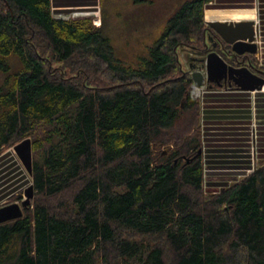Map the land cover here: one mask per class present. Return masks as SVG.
I'll list each match as a JSON object with an SVG mask.
<instances>
[{
  "label": "trees",
  "instance_id": "trees-1",
  "mask_svg": "<svg viewBox=\"0 0 264 264\" xmlns=\"http://www.w3.org/2000/svg\"><path fill=\"white\" fill-rule=\"evenodd\" d=\"M209 1L180 2L130 64L104 23L0 0V153L31 138L35 190L0 223V264H264V162L205 187L201 102L178 48L236 61L206 39Z\"/></svg>",
  "mask_w": 264,
  "mask_h": 264
},
{
  "label": "crops",
  "instance_id": "crops-1",
  "mask_svg": "<svg viewBox=\"0 0 264 264\" xmlns=\"http://www.w3.org/2000/svg\"><path fill=\"white\" fill-rule=\"evenodd\" d=\"M100 4L101 0H52V11L55 8L96 7ZM252 11L256 18L255 27L264 37V0H212L206 5L204 16L211 15L209 17L215 22H238L253 20ZM259 56L257 54L258 59ZM217 85L216 88L208 87L201 107L203 161L208 172L204 173L205 187L211 191L241 179L254 168L255 153L250 146L253 123H256L260 139V159H264V87L258 91H244L235 84ZM28 180L27 170L13 151L0 153V201L11 192L21 191L31 184Z\"/></svg>",
  "mask_w": 264,
  "mask_h": 264
},
{
  "label": "rangeland",
  "instance_id": "rangeland-1",
  "mask_svg": "<svg viewBox=\"0 0 264 264\" xmlns=\"http://www.w3.org/2000/svg\"><path fill=\"white\" fill-rule=\"evenodd\" d=\"M182 1L183 0H145L141 3H135L133 0H101L102 4L96 6V9L91 14L79 15V16L67 15L66 17H63L61 15H57V16L65 19L88 17L91 18L93 24L97 27H100L104 23L103 33H105L111 38L113 43L112 45L115 47L116 50L117 58L121 59L125 63L134 64L138 61V56L148 54L149 46L152 45L151 43L154 42L162 32L163 27L168 19V16L172 14V12ZM252 12H253L252 13L253 20L254 19L256 20L254 11ZM95 14L97 15L95 16ZM57 16L55 15L56 18ZM209 16L211 15L207 16L208 21L214 20ZM95 19L99 22V25H96L94 23ZM98 19L101 21H99ZM207 27H209L208 24ZM263 38L264 37L261 35L259 38V40L261 41V45L258 44L260 46V51H259L260 58L258 60L261 62V64H264ZM206 39H208L207 33H206ZM178 51H179L178 56L180 57V60L184 67L183 69L190 70L189 68L191 63H195V62L198 65H200V62L195 61L194 58H198L199 60L201 56L198 55V52L193 51L192 48H189L187 46H179ZM10 60H11L10 63L12 65V71H15L21 65V63L19 62L20 60L17 55H12L10 57ZM5 77H6L5 72L0 73V86L4 82ZM204 98L205 96L203 95V97H197L194 99L200 100L202 107ZM202 120H203V109L201 108L200 121L203 131L204 125ZM250 140H251L250 146L252 147V150L255 153V158H253L254 168H255L259 166L262 162H264V159H260L261 157L258 150L259 148L258 145H260V139L258 138V136L256 137L255 140L251 136ZM6 150H10L15 153L13 146L6 148ZM205 172L206 174L208 173L207 170H205ZM244 177L245 176H242V178ZM239 180L237 179V181ZM235 181H231L229 182V184ZM28 185L25 186L21 191L12 193L11 195L2 199L0 201V207L13 202L21 203L22 200H17V201L13 200L12 195L19 194L22 195L23 198H25V194H24L25 188L28 187ZM206 190L208 192H211L210 188H206Z\"/></svg>",
  "mask_w": 264,
  "mask_h": 264
},
{
  "label": "water",
  "instance_id": "water-1",
  "mask_svg": "<svg viewBox=\"0 0 264 264\" xmlns=\"http://www.w3.org/2000/svg\"><path fill=\"white\" fill-rule=\"evenodd\" d=\"M76 9L79 11H92L96 7H68L53 9L54 15H71ZM209 25L207 37L209 41H216L213 46L217 48L218 44L226 54L233 56L240 65H235L225 59L220 52L216 50L210 51L206 54L203 65L191 64L192 81L198 84L205 82H213L219 85L228 84L242 90H261L264 87L263 70L253 66L250 55L256 54L259 51L256 36L258 33L255 27V22L252 20H242L238 22H220L212 21L207 23ZM232 46L233 53L224 47L223 41ZM241 57V59L239 58ZM198 61V58H194ZM204 60V59H201ZM247 61V64H244ZM244 64V65H243ZM205 69V72L203 71ZM14 151L22 162L23 167L29 174H32L33 167V152L31 138H26L14 146ZM34 185L31 183L25 189V198L19 202H13L0 207V223L6 220L19 218L23 215V209L31 206L32 198L34 197Z\"/></svg>",
  "mask_w": 264,
  "mask_h": 264
},
{
  "label": "built area",
  "instance_id": "built-area-1",
  "mask_svg": "<svg viewBox=\"0 0 264 264\" xmlns=\"http://www.w3.org/2000/svg\"><path fill=\"white\" fill-rule=\"evenodd\" d=\"M97 14H95L96 16ZM58 17V16H57ZM99 20V19H98ZM101 21V20H99ZM94 23L96 25H99V22L95 19L94 20ZM257 28V27H256ZM260 38V34L259 32L257 33V36H256V42L261 45V41L259 40ZM258 45V46H259ZM259 51H260V46H259ZM259 51L257 52V54H260ZM203 71L205 72V69H203ZM193 82V81H192ZM208 82H204L202 84H198L196 82H193L191 87H190V93H191V96L194 97V98H197V97H203V94L206 92V90L208 89ZM252 128H253V131H251L252 133V138L255 140L256 137H257V133H256V123H253L252 125Z\"/></svg>",
  "mask_w": 264,
  "mask_h": 264
},
{
  "label": "bare ground",
  "instance_id": "bare-ground-1",
  "mask_svg": "<svg viewBox=\"0 0 264 264\" xmlns=\"http://www.w3.org/2000/svg\"><path fill=\"white\" fill-rule=\"evenodd\" d=\"M79 10H82V9H76V11H74V13H72L71 15H75V16L88 15V14H91L92 12H94L95 9H93L92 11H89V12L88 11H79ZM61 16L66 17L67 15L66 14H62ZM205 20L207 21V23L212 22V20L208 21L207 17H205ZM226 21H228V20H226ZM232 21H238V20H232ZM252 21H254V20H252Z\"/></svg>",
  "mask_w": 264,
  "mask_h": 264
},
{
  "label": "flooded vegetation",
  "instance_id": "flooded-vegetation-1",
  "mask_svg": "<svg viewBox=\"0 0 264 264\" xmlns=\"http://www.w3.org/2000/svg\"><path fill=\"white\" fill-rule=\"evenodd\" d=\"M240 59H241V57H239ZM230 62V61H229ZM233 64H235V65H240V64H238V62L237 61H235V62H232ZM244 64H247V61L244 63ZM243 64V65H244Z\"/></svg>",
  "mask_w": 264,
  "mask_h": 264
}]
</instances>
